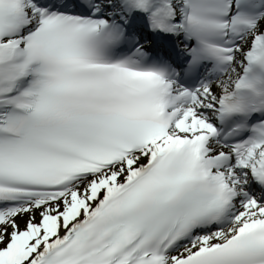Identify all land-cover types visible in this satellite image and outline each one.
<instances>
[{
    "label": "snow or ice",
    "instance_id": "snow-or-ice-1",
    "mask_svg": "<svg viewBox=\"0 0 264 264\" xmlns=\"http://www.w3.org/2000/svg\"><path fill=\"white\" fill-rule=\"evenodd\" d=\"M0 264H264V0H0Z\"/></svg>",
    "mask_w": 264,
    "mask_h": 264
}]
</instances>
